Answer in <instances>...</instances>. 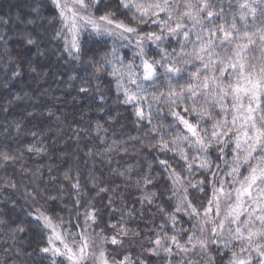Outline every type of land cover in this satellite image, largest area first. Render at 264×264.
I'll use <instances>...</instances> for the list:
<instances>
[{
  "label": "trees",
  "instance_id": "trees-1",
  "mask_svg": "<svg viewBox=\"0 0 264 264\" xmlns=\"http://www.w3.org/2000/svg\"><path fill=\"white\" fill-rule=\"evenodd\" d=\"M86 1L94 16L122 22L145 39L158 34L166 51L180 48V37L166 38L153 16L138 14L122 0ZM139 3L156 6L153 0ZM183 3L197 15L185 47L197 35L203 53L190 54L177 74H162L157 61L162 53L148 44L143 53L156 73L142 92L128 94L118 83L111 39L84 34L73 61L65 54L50 1L0 0V264H66L47 253L48 235L32 207L63 229L83 231L88 225L103 239L107 256L131 264H164L167 256L154 252L157 244L187 238L192 219L173 218L172 179L181 180L201 211L210 205L216 175L231 152L212 143L209 167L198 168L173 109L201 133L218 123L211 89L224 57L232 45L242 47L240 59L264 70V27L247 22L241 0ZM258 12L261 20L264 4ZM121 53L123 62L134 56L126 48ZM205 102H211L207 113L188 112Z\"/></svg>",
  "mask_w": 264,
  "mask_h": 264
},
{
  "label": "rangeland",
  "instance_id": "rangeland-1",
  "mask_svg": "<svg viewBox=\"0 0 264 264\" xmlns=\"http://www.w3.org/2000/svg\"><path fill=\"white\" fill-rule=\"evenodd\" d=\"M48 1L57 9L59 35L69 59H79L80 41L86 33L112 40L114 58L119 66L118 83L128 94L136 89L142 92L144 83L154 78L156 65L143 53L148 44L162 53L157 60L162 74H177L190 54L204 51L197 35H193L194 41L187 49L185 47L197 15L192 13L191 4L180 6L182 0H153L156 6L150 7L141 6L140 0H122L125 6H134L138 14L153 16L166 38L170 34L180 37V48L174 51H166L158 34L145 39L122 22L106 15L94 16L92 3L86 0ZM241 1L247 4L250 16L247 22L264 27V14L261 20L255 17L264 0ZM157 13H162L165 18L156 16ZM222 37L226 41L231 38L226 31ZM148 41L150 43H146ZM235 47L232 45L225 55L226 64L219 68V78L211 89L220 113L219 122L201 133L188 117L173 109L175 119L184 130L183 140L193 150L198 168L209 167L208 146L212 143H220L231 155L222 162V171L216 175L210 205L201 211L190 203L181 180L172 179L176 197L173 218L177 220V215L182 214L192 219V230L183 242L171 238L167 245L164 242L157 244L154 252L167 256L164 264H264V70L261 65L257 67L255 61L249 63L240 59L245 49ZM123 48L134 54L126 62L122 61ZM210 103H194L187 110L190 114L197 109L207 113L205 109ZM244 167H247L246 174L241 176ZM32 215L42 223L48 235L47 253L54 258H64L66 264H131L128 259L117 261L107 256L103 239L97 233H91L88 225L83 231H72L63 229L35 207H32Z\"/></svg>",
  "mask_w": 264,
  "mask_h": 264
}]
</instances>
